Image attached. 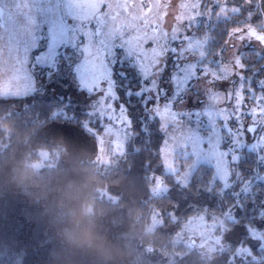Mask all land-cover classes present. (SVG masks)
I'll return each instance as SVG.
<instances>
[{
	"label": "trees",
	"instance_id": "trees-1",
	"mask_svg": "<svg viewBox=\"0 0 264 264\" xmlns=\"http://www.w3.org/2000/svg\"><path fill=\"white\" fill-rule=\"evenodd\" d=\"M231 5L236 8L233 18L252 21L264 9V0H234ZM217 41L225 51L224 38ZM247 52L248 84L258 87V80L264 79V55ZM130 69L116 77L126 85L120 90L135 129L131 147L110 163L90 156L65 160L56 155L59 146L47 136L54 124L52 113L60 107L53 96L0 99V264H229V258L237 256L239 241L209 252L188 245L180 236L192 214L222 207L229 194L220 200L219 192L200 190L196 177L186 189L170 181L167 192H154L153 177L163 174V142L158 122L146 121L145 109L125 93L137 84ZM137 91L144 93L142 97L147 93L141 80ZM43 151L52 159L36 167ZM256 189L261 193L243 197L234 229L258 226L264 218V182ZM244 233L242 244L251 246L257 259L249 256L232 264H264L260 240Z\"/></svg>",
	"mask_w": 264,
	"mask_h": 264
},
{
	"label": "rangeland",
	"instance_id": "rangeland-1",
	"mask_svg": "<svg viewBox=\"0 0 264 264\" xmlns=\"http://www.w3.org/2000/svg\"><path fill=\"white\" fill-rule=\"evenodd\" d=\"M232 1L234 0H108L113 7L118 2L128 3L129 12L123 14L121 20L126 19L134 29L146 33L145 39L152 38L157 32L163 37L167 30V37L161 41L166 44L167 50L160 57L158 68L145 72L137 56L127 54V63L116 69L118 73H126V69L131 68L130 73L135 75L137 84L127 87V92L137 91L140 80L142 81L143 90L147 93L143 97L135 94L132 96L145 109V120L159 124L158 132L162 137L161 143L163 142V174L154 175V192L164 193V188H170V181L186 189L196 177L200 181V190L219 192L220 200L229 194L227 202L223 200L222 207L217 205L214 209L202 208L192 214L182 226L180 236L188 245L209 252L220 250L227 242L239 241L236 254L248 260L249 256L256 259L257 256L253 250L249 251L251 246L242 244L245 239L242 236L247 232L246 236L249 234L259 239L260 244H264V229L260 228L264 218L259 220L258 226L249 225L239 229H234L232 221L239 215L243 197L250 193H261L256 185L264 182V146H261L264 116L257 119L249 115L257 106L264 107V87L260 85V81L264 79L258 80V87H251L247 79L248 76L251 77L247 70L250 55L247 51L254 50L257 57H261L264 55V46L254 37L245 35L251 30L264 33V9L254 20L245 21L240 17H232L236 9L232 7ZM26 3L27 0H24V4ZM149 7L150 11L147 10ZM219 24L222 29L217 27ZM236 29H243V32L238 33ZM219 31L223 33L220 36ZM173 34L179 38L172 39ZM240 35L245 38L240 40ZM219 37L224 38L223 52L219 49ZM88 39L91 40V36ZM172 48L180 51H172ZM87 51L85 46V52ZM99 55L103 61V50ZM237 55L242 67H236ZM239 72H243V79L236 74ZM65 74L71 79L70 74ZM185 76L188 78L185 79ZM10 79L13 78L5 75L0 68V96H5L9 90L23 92V84L9 89ZM59 83L57 80V84ZM120 86L126 87L116 77L119 99L113 105L114 110L105 106L103 97L89 100L88 96L78 94L74 87L68 88L67 84L53 86L45 96H53V92L63 93L68 88V94L79 102L82 109L91 105L97 112L91 125L92 132L65 125L63 121L52 125L47 136L58 144L57 156L62 155L65 160L90 156L95 161L110 163L115 155H122L131 147L135 124L132 120L131 127L127 129L121 124L125 112L131 119L132 112ZM239 94L245 98L243 106ZM148 99L152 102L150 105H147ZM108 104L112 105V100ZM165 107L176 113L175 119H162L158 115ZM87 119L85 116L82 121ZM253 120H256V131L249 133L247 128L253 124ZM193 136L199 138V155L193 147ZM217 140L218 151L222 154L219 165L217 156L211 154V145L216 144ZM51 159L50 152L43 151L41 160L35 166L41 167ZM170 165L175 167L174 172L170 170ZM209 175V180H205L204 177ZM191 241L196 242L192 244Z\"/></svg>",
	"mask_w": 264,
	"mask_h": 264
},
{
	"label": "snow or ice",
	"instance_id": "snow-or-ice-1",
	"mask_svg": "<svg viewBox=\"0 0 264 264\" xmlns=\"http://www.w3.org/2000/svg\"><path fill=\"white\" fill-rule=\"evenodd\" d=\"M147 10L150 11V7ZM128 12V3L118 2L113 7L108 0H27L26 4L24 0H0V68L5 75L13 78L9 80V89L24 85L22 93L9 90L0 99L11 96L19 98L21 95L28 99L47 95L53 86L67 84L68 88L74 87L78 94L88 96L89 100L103 97L105 106L114 110L113 105L119 99L116 76L126 75L117 73L116 69L127 63V54H135L141 67L147 72L159 67L160 57L167 50L166 44L161 42L167 37V30L163 37L157 32L152 38L145 39L146 33L134 29L126 19L121 20L122 15ZM236 32H243V29H236ZM245 35L254 37L264 46V33L251 30ZM89 36L91 40L88 39ZM178 38L173 34L172 39ZM244 38V35L239 37L240 40ZM101 50L103 61L99 55ZM172 51L180 49L172 48ZM235 64L236 67H242L239 55ZM65 73L70 74L71 79ZM236 74L241 79L244 78L243 72ZM57 80L60 81L59 84ZM260 85L264 87V80L260 81ZM68 88L63 93L53 92V98L60 105L52 113L53 123L62 120L65 125L79 126L86 132H92L91 125L93 117L97 116L96 110L91 105L82 109L79 102L68 94ZM133 94L142 96L144 93L131 90L127 92L129 97ZM239 98L243 106L245 98L242 94H239ZM109 100H112V105L108 104ZM73 104L76 106L73 107ZM82 115L88 119L80 120ZM158 115L162 119H175L176 113L165 107ZM249 115L260 119L264 116V107L257 106ZM121 124L126 129L131 127L132 119L126 112ZM256 127V120H253V125L247 131L254 133ZM144 131L148 129L145 127ZM192 142L199 155V138L193 136ZM261 146H264V138ZM218 147L217 140L216 144L211 145V154L217 156L219 165L222 154ZM170 170L174 172L176 169L170 165ZM163 191L167 192L168 189L164 188ZM172 215H175V211ZM236 220L238 217H234L232 222ZM258 250H264V244H260ZM249 251H252L250 247ZM244 259L242 256H232L229 264Z\"/></svg>",
	"mask_w": 264,
	"mask_h": 264
},
{
	"label": "water",
	"instance_id": "water-1",
	"mask_svg": "<svg viewBox=\"0 0 264 264\" xmlns=\"http://www.w3.org/2000/svg\"><path fill=\"white\" fill-rule=\"evenodd\" d=\"M252 125H253V124H252ZM252 125H250V127H251Z\"/></svg>",
	"mask_w": 264,
	"mask_h": 264
}]
</instances>
